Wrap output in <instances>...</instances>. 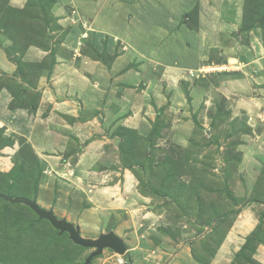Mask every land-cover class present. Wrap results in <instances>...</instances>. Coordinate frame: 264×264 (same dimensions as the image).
Returning <instances> with one entry per match:
<instances>
[{
  "label": "crops",
  "instance_id": "1",
  "mask_svg": "<svg viewBox=\"0 0 264 264\" xmlns=\"http://www.w3.org/2000/svg\"><path fill=\"white\" fill-rule=\"evenodd\" d=\"M27 1L3 2L23 8ZM210 5L213 16L209 11L207 19L196 16V6ZM210 5L208 0H53L40 12L48 22L47 46L30 43L20 57L23 74L33 67L32 77L18 74L12 57L19 53L8 57L3 46L11 40L0 31V124L6 126L4 135H24L30 144L40 169L33 197L78 225L85 237L112 230L123 239L130 264H158L154 248L166 250L165 264H264V194L254 190L264 179V37L253 30L244 41L238 32L244 0ZM205 21L204 29L192 25ZM209 27L215 36L206 34ZM210 48L217 49L221 62L209 61ZM212 69L240 75L199 83ZM214 89L226 98L230 117L244 112L248 125L261 123L229 179L242 175L249 189L232 197L248 200L236 210L228 208L233 217L223 223V234L211 233L212 222L201 240L188 239L182 227L171 236L158 229L155 197L140 185L137 164L129 165L123 149L167 113L177 117L172 129L186 143L195 127L186 92L192 113L208 121ZM12 91L22 102L15 110L8 107L15 100ZM11 118H17L12 125ZM0 150L4 161L12 162L16 150ZM207 245L213 250L206 255Z\"/></svg>",
  "mask_w": 264,
  "mask_h": 264
},
{
  "label": "rangeland",
  "instance_id": "2",
  "mask_svg": "<svg viewBox=\"0 0 264 264\" xmlns=\"http://www.w3.org/2000/svg\"><path fill=\"white\" fill-rule=\"evenodd\" d=\"M3 1L0 0V31L4 35L3 37H8L11 40V43L3 48L5 50L7 48L9 52L13 50L11 53L17 51L19 54L15 57H12L11 54V57L16 61L17 71L19 66L21 68L18 74L32 77L33 67H30L26 75L23 74V64H21L23 62L20 57L26 46L23 43L25 38L22 39V35L24 31H29L34 35L40 27H44L46 30L48 22H45L42 17V10H32L30 5H34V3L31 0H28L23 8L6 7ZM211 1L217 2V0H208L209 5ZM195 8L196 16L200 15L205 18L207 11L213 16L215 10V6L212 5L202 8V10ZM192 23V25L204 29L207 28L208 21L199 23V25ZM240 23L238 32L242 34L244 41H247L249 35L250 37L253 35L251 33L253 30L257 34L260 30L264 37V0H244ZM18 28H20L19 33ZM27 34L29 33H26V36ZM206 34L215 36L216 30L210 29L206 31ZM216 50L210 48L208 54L210 62L213 60L222 61L217 57ZM212 70L200 77L199 83H220L226 76L238 77L240 75L237 70L230 74H225L217 69ZM10 93L11 96L13 93L14 98H12L15 100L13 103H9L8 107L15 110L17 105H22L21 97L16 98L15 94L18 92ZM212 95L216 100L212 105H208L207 113L205 107L200 106V109H203L205 115L209 117L208 121L197 118L198 111L192 113L188 100L187 109L191 111L190 116H193V122L196 121L198 126H195L194 123V131L186 139V143L175 136V130L172 127L173 123L176 125L174 120L177 117L173 118L168 113L163 117L156 118V122L151 127L152 130L135 134L134 144L136 147L134 150L136 157L139 156L138 164H146L143 159L144 155H147V149L150 154L149 167L144 166L146 184L148 187L153 186L154 188H158L159 185L161 191L164 190L167 194L163 197L154 196L155 199L151 201V204L155 203L153 211L161 216L157 222L158 229L170 231L171 236H173V230L182 227L189 231L188 239L197 236L200 239L203 235L209 234L210 219L217 217V214L221 215L228 208L236 210L240 203H245L248 200L246 197H239L234 201L231 197L234 191L236 194H240L242 190L249 189V184L244 182L242 175L240 174V178L237 179L240 180L239 182L237 180L229 181V179L233 172H237L242 150L250 137L255 138L253 131L260 130L261 123L259 119H256L248 125L244 112L230 117L226 98L215 89L212 91ZM12 98L9 102L12 101ZM180 117L189 118V116ZM13 121H17V118H11V125ZM0 123L2 122L0 121ZM201 123H204L205 126ZM4 128L6 129V126L0 124L2 130L0 147L10 146L16 150V153L12 155L13 158L11 156L12 162H5L4 160L7 159L3 157L5 153L3 154L0 150V161H4L3 167H0V193L11 197L31 198L35 170L38 171L35 168L37 162L32 156L31 147L26 137L16 134L4 135ZM204 129L210 131L206 132ZM158 137H162L161 141ZM254 195L252 194V196ZM212 210L213 213L210 214ZM230 222H225V224ZM53 228L48 220L38 219L36 213L27 205L0 199V264H73L81 261L84 254L88 252V248L83 247L85 248L83 250L82 246L80 247L69 239L67 233L60 234ZM225 231L226 226L223 222L216 220L215 233L219 235ZM175 242L178 241H172V244ZM205 248L206 255L212 253V247L207 245ZM153 250L159 254L156 256L158 264H165L169 259L166 257L168 255L164 253L166 250L161 248ZM167 251L172 255V252ZM125 254L119 255L110 249H104L102 254L96 256L90 264H130L133 259L128 253Z\"/></svg>",
  "mask_w": 264,
  "mask_h": 264
},
{
  "label": "water",
  "instance_id": "3",
  "mask_svg": "<svg viewBox=\"0 0 264 264\" xmlns=\"http://www.w3.org/2000/svg\"><path fill=\"white\" fill-rule=\"evenodd\" d=\"M0 199H4L11 203H21L30 207L37 215L38 219H46L50 224L58 230L60 234L66 232L69 239L82 247L91 249L82 262L73 264H90L92 259L100 256L104 249H110L114 253L123 255L126 251V246L123 239L114 233L112 230L101 232L97 237H85L80 233L78 225L67 221L65 218L57 217L52 209L41 207L36 198H27L23 196L11 197L7 194L0 193Z\"/></svg>",
  "mask_w": 264,
  "mask_h": 264
},
{
  "label": "trees",
  "instance_id": "4",
  "mask_svg": "<svg viewBox=\"0 0 264 264\" xmlns=\"http://www.w3.org/2000/svg\"><path fill=\"white\" fill-rule=\"evenodd\" d=\"M32 1V0H31ZM53 2V0H34L33 1V3L34 4H37V6L39 7L38 8V10H41V9H46V10H48V8H49V6L51 5V3ZM43 12H46L45 10H42ZM46 22V21H45ZM21 28V27H20ZM20 28H18V32H19V30H20ZM26 33H29V34H27V36H26ZM46 32H45V28L43 27H40L39 29H38V32L37 33H35L34 35H32V34H30V32L28 31H24V33H23V35H22V39H24V41H23V43L25 44V46H27L28 44H30V43H36V44H39V45H43V46H47V44H46V39H45V37H46ZM13 51V50H12ZM6 54L8 55V57H10L11 58V52H9L8 51V49L6 48ZM19 65H21V64H19ZM19 69H21L20 68V66H19ZM186 95H187V98H188V100H189V96H188V94H187V92H186ZM194 123H195V126H198L197 124L198 123H196V121H194ZM2 132V130L0 129V133ZM5 141V140H4ZM134 141H135V139L133 138L132 139V143H131V145H128L127 146V148L125 147L123 150H124V152L126 153V157L128 158V160L129 161H127L128 163H129V165H131V164H137V166H136V168H135V171H136V173L138 174V176H139V179H140V185H142L143 186V188H144V190L146 191V192H148V193H150V194H152L153 196H159V197H163V195H167V194H165V191L163 190V192L161 191L162 189H161V187L158 185V188H154L153 186H151V187H148V185L146 184L147 182L144 180V178H145V176H144V170H145V168H144V166L145 167H149V163H148V160H149V150L147 149V155L145 156L144 155V162L146 163L145 165L144 164H142V163H140V164H138V162H139V156H137L136 157V155H135V150H134V147H136L135 146V144H134ZM131 141H129V143H130ZM2 147H0V149H1ZM142 155V154H141ZM131 163V164H130ZM39 171H40V169H38V174H39ZM37 177V175H35L34 176V181H33V189H31L32 190V192H33V194H32V196H31V198H33V195H35L34 194V192L36 191V189H37V184H38V177ZM255 191H257V194H260V195H263L264 194V179H260V180H258L257 181V183H256V186H255ZM36 193V192H35ZM232 197V196H231ZM234 199V201H236V199L235 198H233L232 197V200ZM211 213H213V210H212V212L210 211V214ZM232 217L233 216H230V215H228V213L225 211L224 213H222L221 215H218L217 214V217L215 216V218L213 219H210L209 220V226H211V228L213 227L212 225H211V223L212 222H216V220H218V222H223V223H225V222H228V221H231L230 219H232ZM224 220H225V222H224ZM216 224V223H215ZM52 228H53V226H52ZM53 230H56L55 228H53ZM56 231H58V230H56ZM64 233H66V232H64ZM211 233H215V226L213 227V229H212V232ZM63 234V233H62ZM215 234H217L218 235V233H215ZM81 247V246H80ZM82 249L84 250L85 248H83L82 247ZM87 256V255H86ZM86 256H83L82 257V259H81V261L82 260H84V258L86 257ZM94 259V258H93ZM92 259V260H93ZM81 261H79V262H81Z\"/></svg>",
  "mask_w": 264,
  "mask_h": 264
}]
</instances>
